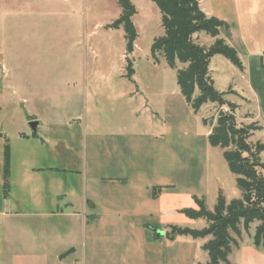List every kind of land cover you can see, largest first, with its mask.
Returning a JSON list of instances; mask_svg holds the SVG:
<instances>
[{"label":"rangeland","instance_id":"374dc122","mask_svg":"<svg viewBox=\"0 0 264 264\" xmlns=\"http://www.w3.org/2000/svg\"><path fill=\"white\" fill-rule=\"evenodd\" d=\"M130 2L137 38L127 53L123 28H109L117 0H0V264H206L210 237L170 239V227L201 230L199 202L213 212L242 196L223 151L208 143L220 108L195 110L183 98L176 70L151 55L163 35L157 7ZM194 41L208 48L214 39L199 32ZM208 76L237 125L253 128L248 143H264V91L258 102L221 55ZM146 196L158 200L144 216L137 203ZM83 200L102 209L117 200L122 210L93 222L88 213L84 227ZM258 224L230 232L229 264H256Z\"/></svg>","mask_w":264,"mask_h":264},{"label":"trees","instance_id":"16d2710c","mask_svg":"<svg viewBox=\"0 0 264 264\" xmlns=\"http://www.w3.org/2000/svg\"><path fill=\"white\" fill-rule=\"evenodd\" d=\"M160 13L163 35L151 45V55H161L167 66L176 70V84L183 98L198 110L207 102L215 103L220 108L215 124L208 135L211 147L220 148L229 171L236 176L237 186L242 191L240 199L225 204L219 201L213 212H208L199 202V211L194 217L207 220V227L201 230L170 227V239L188 235L193 239L210 237L202 249L207 252L206 264H229L231 245L237 246L230 232L240 236V226L248 232L249 226L257 221L252 236V245L264 255V164L260 153L264 152V143H248L251 126H238L233 115L234 107L222 99L216 92L208 76V63L212 56L221 55L239 70L241 62L236 51L219 37L226 24L217 18L207 17L199 7L197 0H150ZM121 8L120 17L109 28H123L126 39V51L132 53L137 38L131 18L136 13L130 0H117ZM205 32L214 39L208 47L198 45L193 36ZM177 65L182 66L177 68ZM197 97L192 100L195 90ZM229 109L223 111L221 108ZM222 110V111H221ZM4 179L7 187L9 177V150L5 147Z\"/></svg>","mask_w":264,"mask_h":264},{"label":"crops","instance_id":"0c3cea01","mask_svg":"<svg viewBox=\"0 0 264 264\" xmlns=\"http://www.w3.org/2000/svg\"><path fill=\"white\" fill-rule=\"evenodd\" d=\"M197 2L207 17L217 18L226 24V29L220 31L219 37L239 55L242 65V69L240 70L242 74L241 79L244 78L246 80L247 88L257 97L259 102L260 92L264 91V0H197ZM195 37L196 35L193 36V38ZM256 59H259L258 64L255 62ZM242 116L244 117V115ZM32 137L39 139L35 133H33ZM27 169V179L30 180L32 179L31 172L35 174L33 172L35 169H31V172L30 168L27 167ZM9 176L11 177L10 173ZM162 198L163 196H160V200ZM157 200L158 198H155V196H146L137 203L147 211L142 212L144 216L149 213V205L152 204L150 202H157ZM115 204L116 208L102 209L96 201L89 202L88 200H83L81 207L85 209L86 206L89 211L87 214H84L82 225L84 227L88 226V222L86 221L88 213L92 222L96 217L99 218L105 213L118 214L122 209L118 208L119 201L116 200ZM159 210L163 211L164 209L160 208ZM58 214L62 215L63 212L60 210ZM72 215L74 217L79 216L76 212L72 213ZM136 223L139 224L138 222ZM103 224L98 223L96 225L101 226ZM70 249L71 251L68 252H72L71 255L76 253L75 248ZM254 256L256 264H264L263 254L261 255L257 251Z\"/></svg>","mask_w":264,"mask_h":264},{"label":"water","instance_id":"95a60500","mask_svg":"<svg viewBox=\"0 0 264 264\" xmlns=\"http://www.w3.org/2000/svg\"><path fill=\"white\" fill-rule=\"evenodd\" d=\"M29 126H30V128L32 129V131L35 132V130H36V126H37V123H36V122H30V123H29Z\"/></svg>","mask_w":264,"mask_h":264}]
</instances>
